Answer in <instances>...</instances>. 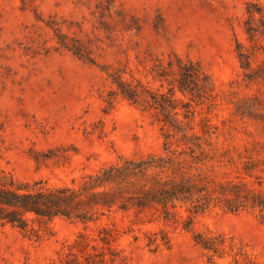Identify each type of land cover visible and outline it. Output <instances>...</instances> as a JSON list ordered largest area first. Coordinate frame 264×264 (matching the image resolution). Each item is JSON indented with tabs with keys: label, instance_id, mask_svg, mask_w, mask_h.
I'll use <instances>...</instances> for the list:
<instances>
[{
	"label": "rangeland",
	"instance_id": "obj_1",
	"mask_svg": "<svg viewBox=\"0 0 264 264\" xmlns=\"http://www.w3.org/2000/svg\"><path fill=\"white\" fill-rule=\"evenodd\" d=\"M248 1L0 0V165L21 179L72 184L120 155L162 152V129L149 112L120 96L107 106L113 84L100 65L122 63L139 72L152 55L176 51L200 60L212 75L219 96L208 115L227 132L222 143L241 167L238 151L264 146L256 124L234 112L237 99L264 97L263 80L243 79L236 50L237 39L249 43ZM58 34L80 43L97 64L61 45ZM251 153L264 158V150ZM235 164L221 175H244L264 187V161L252 175ZM132 218L122 211L103 218L121 230L117 245L126 258L118 264H264V223L252 211L215 208L198 218L196 229L226 236L224 252L213 255L182 226L152 222L130 230ZM34 226L39 234L0 222V264H48L85 230L65 217ZM162 226L172 243L154 250L145 231ZM96 230L94 224L86 231Z\"/></svg>",
	"mask_w": 264,
	"mask_h": 264
},
{
	"label": "trees",
	"instance_id": "obj_2",
	"mask_svg": "<svg viewBox=\"0 0 264 264\" xmlns=\"http://www.w3.org/2000/svg\"><path fill=\"white\" fill-rule=\"evenodd\" d=\"M247 12L244 24L249 43L237 39L236 50L243 79L253 83L264 81V5L249 0ZM58 36L61 45L96 63L80 43ZM151 57L150 64L139 72L122 63H104L100 68L113 84L106 97L107 106L113 107L120 96L149 112L162 129V152L120 155L72 184L21 179L0 165L1 223L36 234L35 221L48 223L65 217L84 224L85 230L48 264H118L124 260L117 245L120 228L103 222L104 217L118 211L133 213L130 230H134V224L152 222L182 226L192 231L195 241L212 255L224 252L227 239L210 228L196 229L201 215L215 208L247 210L264 223V187L255 186L244 175H221L227 164L236 163V156L222 143L221 136L227 132L208 115L219 96L210 72L200 60L176 51ZM204 106L207 114L199 108ZM234 112L250 118L259 135L264 136V97L239 98ZM248 150H237L243 159L241 167L235 165L252 175L264 158L253 157L251 150L260 154L264 146L253 145ZM94 224L95 233L86 231ZM145 232L147 245L154 250L171 246L172 238L165 227Z\"/></svg>",
	"mask_w": 264,
	"mask_h": 264
}]
</instances>
